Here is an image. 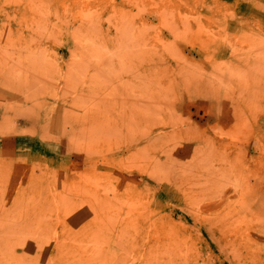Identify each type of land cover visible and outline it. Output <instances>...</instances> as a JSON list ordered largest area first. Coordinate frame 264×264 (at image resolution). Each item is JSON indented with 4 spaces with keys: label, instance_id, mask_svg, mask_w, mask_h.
I'll use <instances>...</instances> for the list:
<instances>
[{
    "label": "rangeland",
    "instance_id": "374dc122",
    "mask_svg": "<svg viewBox=\"0 0 264 264\" xmlns=\"http://www.w3.org/2000/svg\"><path fill=\"white\" fill-rule=\"evenodd\" d=\"M0 264H264V0H0Z\"/></svg>",
    "mask_w": 264,
    "mask_h": 264
}]
</instances>
